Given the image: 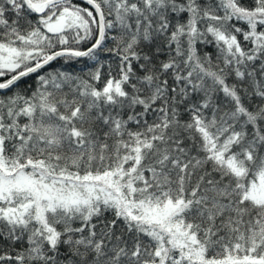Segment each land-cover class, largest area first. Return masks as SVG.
<instances>
[{"label":"snow or ice","instance_id":"obj_1","mask_svg":"<svg viewBox=\"0 0 264 264\" xmlns=\"http://www.w3.org/2000/svg\"><path fill=\"white\" fill-rule=\"evenodd\" d=\"M0 264H264V0H0Z\"/></svg>","mask_w":264,"mask_h":264}]
</instances>
